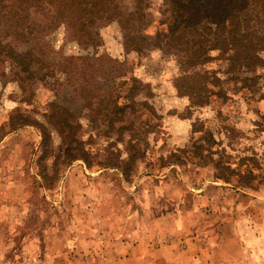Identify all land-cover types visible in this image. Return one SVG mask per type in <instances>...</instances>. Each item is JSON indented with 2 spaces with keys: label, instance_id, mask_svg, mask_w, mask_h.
Segmentation results:
<instances>
[{
  "label": "rangeland",
  "instance_id": "obj_1",
  "mask_svg": "<svg viewBox=\"0 0 264 264\" xmlns=\"http://www.w3.org/2000/svg\"><path fill=\"white\" fill-rule=\"evenodd\" d=\"M257 2L247 15L264 9ZM165 8L148 1L139 42L165 33ZM77 34L38 1L0 0V264H264V66L243 90L248 83L216 72L234 101L195 107L177 88L183 68L161 46L131 51L117 22L97 25L90 44ZM10 48L34 56L26 72ZM222 68L215 60L196 71ZM51 104L70 116L90 169L79 147H62ZM18 114L31 125L13 129ZM133 135L145 163L128 165L136 176L126 182L99 165L125 159ZM60 150L72 161L57 162V177L50 152ZM159 158L176 163L158 170Z\"/></svg>",
  "mask_w": 264,
  "mask_h": 264
},
{
  "label": "trees",
  "instance_id": "obj_2",
  "mask_svg": "<svg viewBox=\"0 0 264 264\" xmlns=\"http://www.w3.org/2000/svg\"><path fill=\"white\" fill-rule=\"evenodd\" d=\"M35 1L47 6L52 13L61 15L69 23H75L78 30V41L84 45L90 44L96 39L97 25L105 22H117L121 26L123 42L127 47L132 48L131 51L137 52L152 45L161 46L167 53L173 54L183 68V74L177 79L179 81L177 88L189 98L191 105L195 107L212 105L217 110L215 107L217 102L234 101L228 96L223 84L215 76L216 72L230 77L225 82L232 80L236 84L241 81H244L245 84L248 83V85L239 88V90H243L249 84L255 85V72L264 66V9L258 10L259 13L247 15L246 10L251 0H164L167 7L164 9L166 15L165 33H156L153 36L141 33L138 37L140 42L135 37V34L139 32L134 29L141 23L147 22L145 11L149 0H131L133 9L128 13H123L115 0ZM258 1V4L264 2V0ZM8 50V59L24 72L29 69L30 61L35 59L32 54L16 53L12 48ZM215 60L223 64L222 71L219 69L212 72L209 70L196 71V68ZM245 72L250 76L242 78ZM239 90H236L235 93ZM138 104L141 105L140 110L147 109L148 115L157 118L154 109L148 103ZM134 106L136 104L132 106V112L140 113L135 110ZM67 115L64 108L56 104L50 105V124L60 135L62 147H67L68 143L79 147L81 152L77 154L76 159L81 160L90 169L92 167L89 163L90 151L84 149V143L75 135L74 128L72 129L68 125L67 121L70 116ZM118 116L120 121H124L123 113ZM12 119L14 121L13 129L31 125L21 114ZM130 123L121 126L119 130L131 131ZM151 131L152 128L149 127L145 130V134ZM134 140L133 135L126 142L128 153L125 159L117 154L99 166L118 169L124 180L130 182L136 175L133 174L134 168L128 167V165H135L136 162L145 163L138 156V151L133 148ZM206 140L212 141L211 137ZM61 153V150L57 155L50 152L51 168L57 177L60 172L57 162L67 161L70 163L72 161L65 157L59 159ZM40 159L41 162L44 161L42 157ZM158 162V170H161L176 163V160L168 161V158H159ZM44 172L45 168H43L42 174ZM146 172L150 173L149 170ZM221 179L223 182H228L226 178ZM190 184L193 185L191 180Z\"/></svg>",
  "mask_w": 264,
  "mask_h": 264
}]
</instances>
